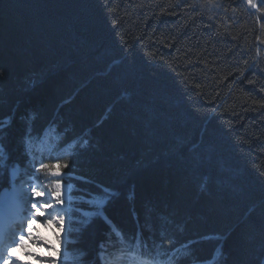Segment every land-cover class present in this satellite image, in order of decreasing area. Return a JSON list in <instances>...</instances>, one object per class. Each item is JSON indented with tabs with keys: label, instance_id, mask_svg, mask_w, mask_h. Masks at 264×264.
<instances>
[{
	"label": "trees",
	"instance_id": "trees-1",
	"mask_svg": "<svg viewBox=\"0 0 264 264\" xmlns=\"http://www.w3.org/2000/svg\"><path fill=\"white\" fill-rule=\"evenodd\" d=\"M258 8L0 0V193L11 167L69 165L63 264L118 249L159 264H264Z\"/></svg>",
	"mask_w": 264,
	"mask_h": 264
},
{
	"label": "rangeland",
	"instance_id": "rangeland-1",
	"mask_svg": "<svg viewBox=\"0 0 264 264\" xmlns=\"http://www.w3.org/2000/svg\"><path fill=\"white\" fill-rule=\"evenodd\" d=\"M249 3V0H247ZM262 0H251L249 3L250 7L257 11L259 8V5L261 4ZM9 189H11V186L14 182V180L18 177H21L24 182L28 184L30 187L31 184L34 181H39L41 183L46 182V178L41 173H36L35 169L27 168L24 171L20 170L19 167L15 166L13 168L9 169ZM27 187V189L29 188ZM30 193V192H29ZM70 193H71V187L69 186L66 189L65 194V204L63 207L66 209V212L63 213L65 219H64V230L60 231L59 229L56 231L52 230L49 227H44L43 221L47 217L39 218L36 222V224L33 225V230L31 233V236L29 232L27 231V221L23 224V240H24V246L20 247V240L12 244L11 246H14L16 250L13 252L12 256L13 259L10 260V264H50V261H56V264H63L64 259L66 258V247H67V237L70 232L71 225L73 223V212H72V203L70 200ZM31 194H28L27 196L30 197ZM14 202L15 200L9 201L10 211L13 212L10 218L15 219L18 217V215H21V217L27 216L28 211L27 209H30L31 205L30 203L27 204V206H24V200L19 202V204L16 206L15 202L12 204L11 202ZM70 201V203H69ZM2 203L5 204V202L0 201V208ZM105 203L104 200H98L96 204L103 205ZM7 205V204H5ZM59 207V206H57ZM2 208H5L4 206ZM9 208V207H8ZM49 211H52L49 209ZM15 219H13L15 221ZM57 237H60L61 239H57ZM43 238V239H41ZM47 241V243H45ZM49 248L55 249L56 251H49ZM12 248H10L11 250ZM32 252V253H31ZM118 254L117 256H122L118 259V264H159L156 261L153 260H144L138 256H136L135 253L132 251H129L128 249H120L115 250L113 252H108L106 250H103V252L99 255V260L101 264H110L113 262L114 259L112 256L114 254ZM115 256V255H114ZM42 257H47L49 261H45ZM42 258V259H40ZM14 260V261H13Z\"/></svg>",
	"mask_w": 264,
	"mask_h": 264
},
{
	"label": "snow or ice",
	"instance_id": "snow-or-ice-1",
	"mask_svg": "<svg viewBox=\"0 0 264 264\" xmlns=\"http://www.w3.org/2000/svg\"><path fill=\"white\" fill-rule=\"evenodd\" d=\"M251 0H249V3ZM67 163H61L59 158H56L54 163L41 162L39 167L35 169L36 173H41L46 178L45 183L39 181H34L28 189H24L22 193V198L24 200V206L30 203V209H27L28 215L21 218V225L27 221V231L30 236L33 230V225L36 224L39 218H44V227L55 226L60 231L64 230V215L66 209L63 207L65 204V194L66 189L69 187L65 184L63 177L67 175L63 170L68 168ZM30 192V197L27 193ZM93 196L95 194H92ZM70 203V201H69ZM84 203L89 205L87 211H82V215L86 218H90L92 215L96 214L92 211L95 207L92 196L85 200ZM59 206V207H57ZM51 209L52 211H48ZM105 220L107 218L105 217ZM85 222H87L85 220ZM43 239V238H41ZM57 239H61L57 237ZM47 243V241H45ZM24 246L23 236H21L20 247ZM16 249L13 248L8 251V256L11 257ZM49 251H56L55 249L49 248ZM10 264V262H8ZM50 264H56V261H50Z\"/></svg>",
	"mask_w": 264,
	"mask_h": 264
},
{
	"label": "bare ground",
	"instance_id": "bare-ground-1",
	"mask_svg": "<svg viewBox=\"0 0 264 264\" xmlns=\"http://www.w3.org/2000/svg\"><path fill=\"white\" fill-rule=\"evenodd\" d=\"M29 187V186H28ZM28 194H30L29 192L27 193V195ZM16 195H15V193H14V191H10V195H9V197H7L3 202H5V204H7V205H5L4 203H2V205H1V208H0V214H2V216L3 217H10L11 215H12V212L10 211V207L11 206H9V201H11V200H15L14 202L16 203L15 205L17 206L18 204H19V202H20V200H18V199H16V197H15ZM22 198V197H21ZM14 202L12 201L11 203L12 204H14ZM5 207V208H2V207ZM9 207V208H8ZM49 211V210H48ZM14 219V218H13ZM15 222H17L18 223V220H17V218L15 219ZM49 228H51L52 230H54V231H56V229L58 230V228H55V226H50ZM16 249V248H15ZM10 250V249H9ZM32 253V252H31ZM45 261H49V259L47 258V257H42ZM42 258H40V259H42ZM120 258V257H119ZM13 259V256H11V257H9L8 256V253H7V256L6 257H4V259H3V262H1V264H8V262L10 261V260H12ZM14 261V260H13ZM114 261H118L117 259H114L113 260V262H111L110 264H118L117 262L115 263ZM14 264V263H13Z\"/></svg>",
	"mask_w": 264,
	"mask_h": 264
},
{
	"label": "water",
	"instance_id": "water-1",
	"mask_svg": "<svg viewBox=\"0 0 264 264\" xmlns=\"http://www.w3.org/2000/svg\"><path fill=\"white\" fill-rule=\"evenodd\" d=\"M9 196V190L8 189H4L1 193H0V200H3L5 198H7Z\"/></svg>",
	"mask_w": 264,
	"mask_h": 264
}]
</instances>
